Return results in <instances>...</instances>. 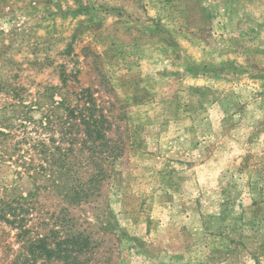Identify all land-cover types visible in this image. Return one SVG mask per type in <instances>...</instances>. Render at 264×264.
<instances>
[{
	"label": "rangeland",
	"instance_id": "374dc122",
	"mask_svg": "<svg viewBox=\"0 0 264 264\" xmlns=\"http://www.w3.org/2000/svg\"><path fill=\"white\" fill-rule=\"evenodd\" d=\"M34 195L91 264H264V0H0V198Z\"/></svg>",
	"mask_w": 264,
	"mask_h": 264
},
{
	"label": "trees",
	"instance_id": "16d2710c",
	"mask_svg": "<svg viewBox=\"0 0 264 264\" xmlns=\"http://www.w3.org/2000/svg\"><path fill=\"white\" fill-rule=\"evenodd\" d=\"M67 110L68 114L73 112L72 109ZM47 118L51 123V119ZM68 118L69 115L66 116L62 124L64 127H66ZM97 122L95 117L84 115L83 123L91 125ZM22 125L26 126L27 124ZM89 133H99V129L96 126L90 127ZM67 134L68 132L64 130V141ZM66 140L73 144L74 139L67 138ZM56 149H59L63 158L72 150L71 148H64L62 151L60 147H56ZM46 161L63 163V159L55 158L52 152ZM29 167L31 168V166ZM39 169H42V172L39 170L38 174L44 175L45 167L41 166ZM36 196L34 195L32 198L23 197L22 200L18 199V201L0 198L2 203L0 209L3 211L1 217L7 216L6 213H8L11 217L7 221L18 230L17 239L20 241L21 251L18 255L17 264H36L40 259L42 264L55 261H61L62 264H80L79 259L82 257H85L86 263L91 264L89 260L92 259L95 251L91 232L84 228L81 230L77 228L75 220L68 217L65 207L57 215L54 212L45 215L46 213H42L41 210L42 203L37 200ZM30 212L32 217L27 218L26 215ZM32 212H36V214L32 215Z\"/></svg>",
	"mask_w": 264,
	"mask_h": 264
}]
</instances>
